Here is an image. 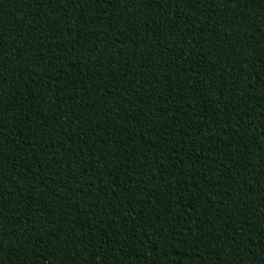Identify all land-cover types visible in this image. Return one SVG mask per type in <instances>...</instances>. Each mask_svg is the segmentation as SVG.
<instances>
[{
    "label": "trees",
    "instance_id": "1",
    "mask_svg": "<svg viewBox=\"0 0 264 264\" xmlns=\"http://www.w3.org/2000/svg\"><path fill=\"white\" fill-rule=\"evenodd\" d=\"M0 264H264V0H0Z\"/></svg>",
    "mask_w": 264,
    "mask_h": 264
}]
</instances>
